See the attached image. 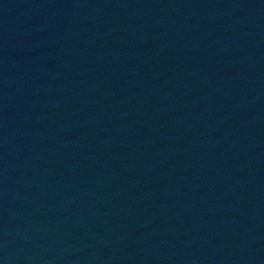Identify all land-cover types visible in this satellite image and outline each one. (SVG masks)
<instances>
[{
	"label": "water",
	"instance_id": "95a60500",
	"mask_svg": "<svg viewBox=\"0 0 264 264\" xmlns=\"http://www.w3.org/2000/svg\"><path fill=\"white\" fill-rule=\"evenodd\" d=\"M0 264H264V0H0Z\"/></svg>",
	"mask_w": 264,
	"mask_h": 264
}]
</instances>
